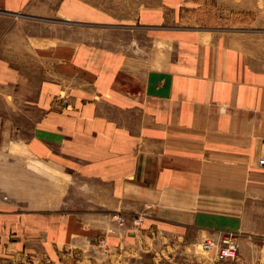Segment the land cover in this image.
<instances>
[{"label":"crops","instance_id":"1","mask_svg":"<svg viewBox=\"0 0 264 264\" xmlns=\"http://www.w3.org/2000/svg\"><path fill=\"white\" fill-rule=\"evenodd\" d=\"M224 3L240 0H0V153L71 182L90 197L79 212L111 215L0 202V243L105 233L116 252L150 232L231 233L236 260L264 258V63L246 33L194 26Z\"/></svg>","mask_w":264,"mask_h":264},{"label":"rangeland","instance_id":"2","mask_svg":"<svg viewBox=\"0 0 264 264\" xmlns=\"http://www.w3.org/2000/svg\"><path fill=\"white\" fill-rule=\"evenodd\" d=\"M227 4L214 5L211 12L205 13L194 26L214 30H237L246 33L243 42L248 46L255 44L256 50L251 52L258 63H264V0H240L236 10H230ZM234 11V12H233ZM51 23L49 26H51ZM54 33H55V27ZM246 31V32H244ZM143 35L140 33L137 37ZM115 37V36H114ZM116 38H120L116 37ZM134 46L138 41L129 35ZM140 36L139 44L149 46V38ZM157 45V44H156ZM164 44L158 48L164 49ZM156 47V46H155ZM140 48V47H139ZM63 182V178L55 171L33 167L24 161L23 157L0 153V202L13 204L20 212L32 210L48 211L62 210L79 212L87 207L88 196L73 193L71 182ZM85 203V205H83ZM92 207V206H91ZM94 210V209H93ZM106 209L98 206L93 212L82 210L80 214L86 217L94 214L97 218H110ZM142 223V222H141ZM141 225V224H140ZM139 228V227H138ZM133 228V229H138ZM94 236L95 239L83 240V235L72 238L66 244L28 241L25 246L0 243V264H244L236 260L242 255L243 249L237 248L235 258L231 262L214 261L212 253L201 248L200 243L182 245L172 237L156 233H147V242H139L133 247L135 251L120 247L116 252L108 251L104 241L105 233ZM247 251V249L245 250ZM253 264H264V258H259Z\"/></svg>","mask_w":264,"mask_h":264},{"label":"built area","instance_id":"3","mask_svg":"<svg viewBox=\"0 0 264 264\" xmlns=\"http://www.w3.org/2000/svg\"><path fill=\"white\" fill-rule=\"evenodd\" d=\"M256 163L260 167H264V138L261 140V154L256 160ZM143 215H135L129 221L132 228H138L142 222ZM112 219L117 226L123 227L125 219L120 215H112ZM200 246L203 250L212 253L214 261L229 262L234 260L236 253V240L234 235L226 233L220 235L217 240L206 239Z\"/></svg>","mask_w":264,"mask_h":264}]
</instances>
